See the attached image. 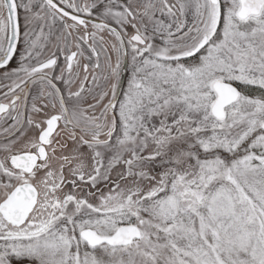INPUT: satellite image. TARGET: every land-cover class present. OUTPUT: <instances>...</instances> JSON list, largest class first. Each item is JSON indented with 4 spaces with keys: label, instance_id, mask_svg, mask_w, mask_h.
<instances>
[{
    "label": "snow or ice",
    "instance_id": "1",
    "mask_svg": "<svg viewBox=\"0 0 264 264\" xmlns=\"http://www.w3.org/2000/svg\"><path fill=\"white\" fill-rule=\"evenodd\" d=\"M0 264H264V0H0Z\"/></svg>",
    "mask_w": 264,
    "mask_h": 264
}]
</instances>
